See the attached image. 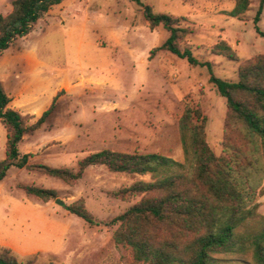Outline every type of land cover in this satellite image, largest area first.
<instances>
[{
  "label": "rangeland",
  "instance_id": "374dc122",
  "mask_svg": "<svg viewBox=\"0 0 264 264\" xmlns=\"http://www.w3.org/2000/svg\"><path fill=\"white\" fill-rule=\"evenodd\" d=\"M12 1L0 0V15L10 12ZM138 1L62 0L9 48L12 55L23 52L28 61L22 65L9 53L2 56V63L9 60L10 68L17 64L35 78V98L16 95L13 104L22 115L34 117L30 124L41 116L35 115L50 93L62 91L44 124L18 144L21 154H32L30 164L76 171L81 159L103 149L155 153L184 163L178 121L185 107L201 109L210 149L217 157L225 155V98L209 83L206 65H190L166 51L149 59V51L161 46L169 33L162 25L151 31L145 9L179 20L191 31L180 49H187L198 63H210L216 78L236 82L239 63L212 54L211 48L225 41L239 61L264 54V38L255 29L264 33V3L254 24L260 0H251L240 19L228 15L232 0ZM33 56L43 68L34 64ZM40 69L44 73L38 76ZM5 144L6 130L0 123V160ZM136 181L150 177L90 167L69 186L43 173L11 168L0 181V250H10L19 262L34 259L35 264H139L127 247L114 243L117 225H107L140 200L124 192ZM23 186L54 190L63 205L56 199L43 203L26 194ZM77 200L97 225L65 210ZM262 200L258 212L264 216ZM223 260L255 264L250 253Z\"/></svg>",
  "mask_w": 264,
  "mask_h": 264
},
{
  "label": "trees",
  "instance_id": "16d2710c",
  "mask_svg": "<svg viewBox=\"0 0 264 264\" xmlns=\"http://www.w3.org/2000/svg\"><path fill=\"white\" fill-rule=\"evenodd\" d=\"M137 2L138 0H130ZM229 17L240 19L251 0H232ZM62 0H13L11 10L0 15V56L19 38L27 37L37 22ZM264 0L254 16L258 23ZM152 31L162 25L169 33L166 41L149 51V59L159 51L169 52L190 65L207 66L209 83L226 100L222 130L224 156L217 157L206 141L207 118L200 108L185 107L178 133L184 163L155 153H122L103 149L78 162L77 170L30 164L32 154H21L18 144L24 135L38 130L52 113L59 92L41 116L22 115L10 106L11 98L0 82V123L6 130L5 156L0 160V181L11 168L43 173L73 186L90 167H104L109 173L149 176L136 181L124 192L140 200L107 225H117L112 239L127 247L139 264H222L228 256L251 254L255 264H264V216L258 197L264 195V54L239 61L235 52L220 41L212 54L238 62V80L216 78L210 63H198L180 44L191 34L179 20L164 14L145 13ZM264 38V33L255 27ZM22 190L43 203L56 199V192L35 186ZM87 224L97 225L82 200L64 206ZM260 226V227H258ZM0 264L19 262L10 250H0Z\"/></svg>",
  "mask_w": 264,
  "mask_h": 264
},
{
  "label": "crops",
  "instance_id": "0c3cea01",
  "mask_svg": "<svg viewBox=\"0 0 264 264\" xmlns=\"http://www.w3.org/2000/svg\"><path fill=\"white\" fill-rule=\"evenodd\" d=\"M6 53H9L16 62L17 60H19L20 61L19 64H22V65L24 64L25 59H27L28 61L29 58L28 56H24L23 52H17V54L12 55L9 52V49L3 52L0 56V65L3 66V71H4V74L0 75V82L3 83L6 94L12 100L10 103V106L14 108L13 104H14V100H15L14 98L16 97V95H19V96L25 95L26 98H30V97L35 98V96L37 95L36 93L37 91L33 92L31 88L33 87V85H36V84H33V80H35L33 76L32 77H28L29 75L27 76V71H26L27 69H23L22 67L18 68L17 64L15 67L10 68L9 63H7L9 60L2 63L3 61L2 56H4ZM32 61L34 62L35 65H37L38 68L44 67V65H42L34 56L32 57ZM42 73L44 72L42 69H40L38 74L36 75L41 76ZM56 93L57 92L54 89L48 96L47 103L45 104V106H43V108H41V111L35 116L40 115L50 105L51 100L53 96L56 95ZM263 198H264V195L258 200V202L260 203L259 208L261 211L263 209L262 208Z\"/></svg>",
  "mask_w": 264,
  "mask_h": 264
},
{
  "label": "water",
  "instance_id": "95a60500",
  "mask_svg": "<svg viewBox=\"0 0 264 264\" xmlns=\"http://www.w3.org/2000/svg\"><path fill=\"white\" fill-rule=\"evenodd\" d=\"M145 11H146V13H147V12H148V8H146ZM55 202H56V204H58V205H60V206L63 205V202H62L61 200H59V199H56Z\"/></svg>",
  "mask_w": 264,
  "mask_h": 264
}]
</instances>
